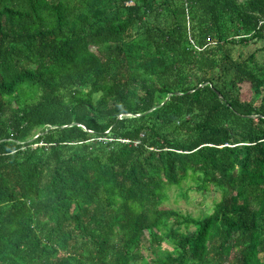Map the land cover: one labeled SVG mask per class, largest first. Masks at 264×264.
Returning <instances> with one entry per match:
<instances>
[{
  "label": "trees",
  "instance_id": "trees-1",
  "mask_svg": "<svg viewBox=\"0 0 264 264\" xmlns=\"http://www.w3.org/2000/svg\"><path fill=\"white\" fill-rule=\"evenodd\" d=\"M0 264H264V0H0Z\"/></svg>",
  "mask_w": 264,
  "mask_h": 264
},
{
  "label": "rangeland",
  "instance_id": "rangeland-1",
  "mask_svg": "<svg viewBox=\"0 0 264 264\" xmlns=\"http://www.w3.org/2000/svg\"><path fill=\"white\" fill-rule=\"evenodd\" d=\"M190 183L184 182L181 187L170 186L167 190L168 198L164 202L165 206L178 209L186 214L198 217L208 213L213 209L215 201L220 199L221 192L209 191L201 193L189 189ZM186 192V196L181 192ZM165 248H170L168 244H164Z\"/></svg>",
  "mask_w": 264,
  "mask_h": 264
},
{
  "label": "built area",
  "instance_id": "built-area-1",
  "mask_svg": "<svg viewBox=\"0 0 264 264\" xmlns=\"http://www.w3.org/2000/svg\"><path fill=\"white\" fill-rule=\"evenodd\" d=\"M208 41H211V39H210V38H208Z\"/></svg>",
  "mask_w": 264,
  "mask_h": 264
},
{
  "label": "water",
  "instance_id": "water-1",
  "mask_svg": "<svg viewBox=\"0 0 264 264\" xmlns=\"http://www.w3.org/2000/svg\"><path fill=\"white\" fill-rule=\"evenodd\" d=\"M218 94L220 95V93L218 92Z\"/></svg>",
  "mask_w": 264,
  "mask_h": 264
}]
</instances>
